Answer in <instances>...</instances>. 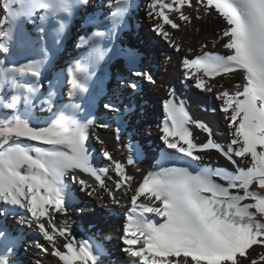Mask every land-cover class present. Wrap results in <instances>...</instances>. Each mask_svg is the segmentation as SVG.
<instances>
[{
  "label": "snow or ice",
  "instance_id": "obj_1",
  "mask_svg": "<svg viewBox=\"0 0 264 264\" xmlns=\"http://www.w3.org/2000/svg\"><path fill=\"white\" fill-rule=\"evenodd\" d=\"M133 10L177 53L182 44L172 30L215 18L216 51L189 47L194 54L179 67L193 88L219 101L226 145L171 87L157 124L158 139L176 154L169 166L144 171L139 148L129 143L126 160L117 159L96 134L115 124L119 142L131 98L157 83L147 58L120 45ZM77 24L79 51L61 66ZM119 60L124 72L105 71ZM104 114L112 123H97ZM193 126L208 133L205 142L195 141ZM213 151L232 168L205 163ZM110 170L118 178L111 187ZM122 188L131 193L127 202ZM74 189L96 196L109 214L123 210L118 249L73 235L74 211H85L73 209ZM46 257L56 264H264V0H143L142 8L134 0H0V264H45Z\"/></svg>",
  "mask_w": 264,
  "mask_h": 264
},
{
  "label": "bare ground",
  "instance_id": "obj_2",
  "mask_svg": "<svg viewBox=\"0 0 264 264\" xmlns=\"http://www.w3.org/2000/svg\"><path fill=\"white\" fill-rule=\"evenodd\" d=\"M135 3L143 6V0H134ZM95 3V0H93ZM30 28L31 25H28ZM199 28L197 32L194 29ZM217 28L215 18L202 21H193L190 25H185L180 30H172L173 35L177 37L179 43L182 44L181 52L177 53L174 49L158 36H155L149 30V23L143 16V11L133 10L128 19L127 25L120 35L121 47L134 48L142 54V59L150 68L156 80L155 85L146 84L140 95L131 98L133 111L126 114V122L122 127L121 139L118 142L115 138V124L111 128H95L96 134L105 140L107 148L117 159L126 160L128 155L127 145L131 143L140 149L137 158L138 166L144 170H149L153 165L164 163L165 166L170 164L169 157L175 158L174 150H165L162 142L158 139L159 132L157 124L163 120L162 101L167 98L168 89H175L177 101H183L189 114L193 119L199 120L207 125L211 130L212 138L226 145L230 139L227 124L224 120L223 113L219 109V101L212 94L203 93L191 86V81L185 80L182 76V70L179 67L180 60L183 56H192L194 53L187 52V48L191 47L195 53H199L201 45H206V50L216 51L212 48L213 29ZM80 31L79 24L73 27L72 37L65 42V48L58 58V63L63 66L65 61L78 53V49L73 46L75 35ZM131 40L127 44V40ZM171 57V62L167 65L163 63L164 57ZM119 65V68L117 67ZM120 70L124 72L123 61L119 60L105 68V71L115 72ZM147 70V69H146ZM219 79V78H218ZM106 87H114V81H106ZM64 102H67L66 89L64 92ZM127 102V100H126ZM112 123L104 114L97 123ZM193 136L197 143L205 142L208 133L199 129L192 128ZM92 146L97 153V162L100 163L102 158L99 156L100 145L92 140ZM106 163V162H104ZM205 163L211 164L213 167L224 166L232 168L219 154L210 152L207 154ZM129 171H132L129 166ZM118 178L115 173L110 170L109 175L105 177L108 186H113ZM137 180L139 176L137 175ZM76 200L73 209L83 207L84 213L74 211L72 224L73 235L79 240L81 238H90L101 242L107 250H116L120 246V235L122 227V209H113V214H109L107 210L97 207L100 201L96 196H86L84 193L74 189ZM101 196L107 194L100 190ZM131 193L124 194V189L120 190V198L127 202V196ZM62 226V225H61ZM34 236V233H29ZM28 238L27 236L25 237ZM62 242V240H61ZM45 264H56L54 258L46 257ZM107 264V261H105Z\"/></svg>",
  "mask_w": 264,
  "mask_h": 264
},
{
  "label": "rangeland",
  "instance_id": "obj_3",
  "mask_svg": "<svg viewBox=\"0 0 264 264\" xmlns=\"http://www.w3.org/2000/svg\"><path fill=\"white\" fill-rule=\"evenodd\" d=\"M130 41H131L130 39H129V40H127V44H129V43H130ZM120 43H121V42H120Z\"/></svg>",
  "mask_w": 264,
  "mask_h": 264
}]
</instances>
